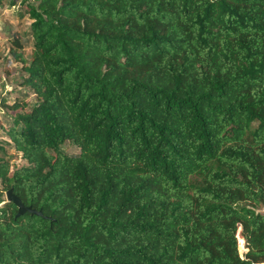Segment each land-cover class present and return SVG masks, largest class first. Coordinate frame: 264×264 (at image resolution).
I'll return each mask as SVG.
<instances>
[{"label":"trees","instance_id":"16d2710c","mask_svg":"<svg viewBox=\"0 0 264 264\" xmlns=\"http://www.w3.org/2000/svg\"><path fill=\"white\" fill-rule=\"evenodd\" d=\"M35 2L0 264H264V0Z\"/></svg>","mask_w":264,"mask_h":264},{"label":"rangeland","instance_id":"374dc122","mask_svg":"<svg viewBox=\"0 0 264 264\" xmlns=\"http://www.w3.org/2000/svg\"><path fill=\"white\" fill-rule=\"evenodd\" d=\"M13 1L16 2L13 5ZM36 3L35 0H5L0 3V142L6 143L4 130L19 115H26L37 103L36 96L21 85L25 75L23 64L14 57L12 50L14 44L12 39L19 37L24 49L23 57L30 61L33 54V43L28 35L32 20L27 13L28 4ZM1 100H4L2 103ZM20 102V108L15 109L13 105ZM258 123L254 122L252 129L257 128ZM63 150L70 155L78 154V148L70 142L63 146ZM13 168L26 165L20 154L10 151ZM239 244L242 254L246 252V243L239 235Z\"/></svg>","mask_w":264,"mask_h":264},{"label":"water","instance_id":"95a60500","mask_svg":"<svg viewBox=\"0 0 264 264\" xmlns=\"http://www.w3.org/2000/svg\"><path fill=\"white\" fill-rule=\"evenodd\" d=\"M7 202L14 203L18 208L17 217L24 216L26 214H31L35 216H43L41 211H37L32 207L26 206L18 196L14 194L12 190L6 192Z\"/></svg>","mask_w":264,"mask_h":264},{"label":"built area","instance_id":"2783aa9c","mask_svg":"<svg viewBox=\"0 0 264 264\" xmlns=\"http://www.w3.org/2000/svg\"><path fill=\"white\" fill-rule=\"evenodd\" d=\"M5 202H7L6 193L2 194L0 192V210L3 207Z\"/></svg>","mask_w":264,"mask_h":264}]
</instances>
